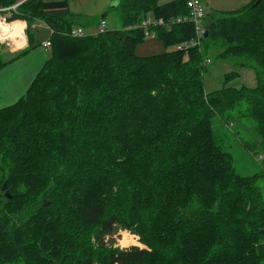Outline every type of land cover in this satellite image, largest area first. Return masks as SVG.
<instances>
[{
	"label": "trees",
	"instance_id": "trees-1",
	"mask_svg": "<svg viewBox=\"0 0 264 264\" xmlns=\"http://www.w3.org/2000/svg\"><path fill=\"white\" fill-rule=\"evenodd\" d=\"M255 3L210 13L209 37L187 60L179 50L136 55L147 40L139 26L187 16V0H113L120 29L80 38L64 35L82 28L67 0H29L11 14L8 23L41 21L55 34L26 95L0 110V264H264L261 176L238 174L214 129L245 103L264 147V0ZM152 32L167 48L196 36L192 24ZM29 38L11 61L0 45V72L33 49ZM213 45L253 69L258 88L207 95ZM135 177L140 192L127 196ZM121 230L145 248L115 249Z\"/></svg>",
	"mask_w": 264,
	"mask_h": 264
},
{
	"label": "rangeland",
	"instance_id": "rangeland-1",
	"mask_svg": "<svg viewBox=\"0 0 264 264\" xmlns=\"http://www.w3.org/2000/svg\"><path fill=\"white\" fill-rule=\"evenodd\" d=\"M53 1L59 2L65 0ZM67 1L69 3L71 14L76 16V18H73V20L85 30L86 35L98 34L99 26L103 21L102 16L104 15H107L106 22L108 31L111 32L120 29L121 24L119 22L117 14L111 9V7L113 6V0ZM172 1L173 0H160V4L165 5L171 3ZM202 1L203 8L206 12V22V18L210 13L223 15L227 13L237 12L249 7L257 0ZM6 15L8 14H5V16ZM7 18H10V15H8ZM68 20L70 21L71 18ZM14 22L16 21H13L9 24L14 25ZM89 22H92L90 26L88 25ZM15 28H12V31ZM32 34L38 35V41L41 42V40L45 38L44 34H46V32L33 28ZM176 50H178V46L167 48L165 47V44L160 41L159 38H157V36H152L143 44L137 47L136 55L140 58L147 59L150 57L160 56L168 52H174ZM222 54L223 51L217 49V47L213 45L209 48L208 56L204 55V60H206L207 57L212 61L211 65L207 67L204 76V90L207 95L222 91L224 88L235 90H242L243 88H258L257 76L253 69H250L248 67H240L234 61L225 60L221 57ZM50 55L51 53L48 54L49 58ZM187 59L188 56L186 55L185 60ZM227 78H230V80L227 81ZM236 109L238 112H236L234 116L238 117L234 120L230 119L228 121H225L221 120L219 117L214 120L216 141L225 152L231 154L233 158V165L238 174L244 177H252L255 175L261 176L260 189L264 196V147L262 144V139L258 136L257 133V123L253 119L248 118L247 115H249L250 113L248 112V107L245 103H238L236 105ZM140 171L142 170L140 169ZM135 179L136 180L132 183V186L129 187L130 189H128L126 193L127 196H129L130 193L133 194L137 191L140 192L139 187L143 184V182L139 177H135ZM124 206H126V208L130 207V202H124L123 204L120 203L118 205V208ZM125 238L129 240L128 246L122 244V241ZM131 247L145 248L141 243L140 236L136 232L121 230L120 238H118V243L115 246V249L118 248L120 250H125Z\"/></svg>",
	"mask_w": 264,
	"mask_h": 264
},
{
	"label": "crops",
	"instance_id": "crops-1",
	"mask_svg": "<svg viewBox=\"0 0 264 264\" xmlns=\"http://www.w3.org/2000/svg\"><path fill=\"white\" fill-rule=\"evenodd\" d=\"M174 1L176 0H173L172 2ZM8 15H6V17ZM14 24H17L18 29L15 28L14 31L10 30L11 32L8 37L4 38L7 41H4L3 39L2 42H0L4 60H14L18 55L28 50L31 46L30 36L34 47H31L33 49H31L26 56L13 61V63L0 72V110L1 108L4 109L15 105L26 95L31 85L44 68L46 62L49 60L48 54L51 53V50L46 51L42 47L43 43L51 39L49 27L44 22L37 21L32 27V29H39L46 32V34H44L45 38L41 40V42L38 41V35L32 34V29H29L26 22L16 21ZM18 30L21 33V38L15 33V31Z\"/></svg>",
	"mask_w": 264,
	"mask_h": 264
},
{
	"label": "built area",
	"instance_id": "built-area-1",
	"mask_svg": "<svg viewBox=\"0 0 264 264\" xmlns=\"http://www.w3.org/2000/svg\"><path fill=\"white\" fill-rule=\"evenodd\" d=\"M27 1L29 0H22L10 8L0 9V42H2V40L7 37V36L4 37V33H3L4 31L2 30L1 27V25L9 24L7 21L8 18L5 16V14H10L11 16L13 12L16 13L17 9ZM202 2H203L202 0H187V6L189 9V14L187 16L174 18L168 22H165L164 20H155L154 18H148L141 24V26H139V28L145 31V37L146 39H149L150 37L155 36V33L152 32V29L163 27L168 31H171L172 28L176 26L192 24L195 29V34H196L195 39L192 40L191 42L180 45L178 50L181 52L182 51L187 52V56H188V52L191 51L192 49L197 48L201 51L202 50L201 44L205 38V34L207 31V27L205 24L206 12L203 8ZM49 30L51 32V37H52L55 34V31L50 28ZM107 31H108L107 22L103 20L101 25L99 26L98 34H103ZM64 35L69 36L71 38H80L86 36V33L82 28H75L69 33H64ZM42 47L46 51L51 50L52 49L51 39L43 43ZM211 63H212L211 59L206 58V60L203 62V66L207 68L209 65H211Z\"/></svg>",
	"mask_w": 264,
	"mask_h": 264
},
{
	"label": "bare ground",
	"instance_id": "bare-ground-1",
	"mask_svg": "<svg viewBox=\"0 0 264 264\" xmlns=\"http://www.w3.org/2000/svg\"><path fill=\"white\" fill-rule=\"evenodd\" d=\"M1 27H2V30L4 31V32H3V33H4V37H5V36L8 37L7 34H9V32H10V30H12V28H15V27H16V29H18L17 24H14V25H11V24L1 25ZM19 30H20V29H19ZM19 30H18V31H15V33H17L18 37L21 38L22 36H21V33L19 32ZM13 31H14V30H13ZM22 32H23V31H22ZM14 37H15V36H14ZM5 41H7V40H5ZM16 42H18V41H16ZM18 43H19V42H18ZM128 241H129V240H128L127 238H125V239L122 241V244L128 246Z\"/></svg>",
	"mask_w": 264,
	"mask_h": 264
},
{
	"label": "water",
	"instance_id": "water-1",
	"mask_svg": "<svg viewBox=\"0 0 264 264\" xmlns=\"http://www.w3.org/2000/svg\"><path fill=\"white\" fill-rule=\"evenodd\" d=\"M262 1L263 0H257L254 6H258ZM105 19H106V15L102 16V20H105ZM209 33H210V30L208 28L207 31H206V34H205V38L206 39L209 37ZM2 191L5 194L6 198L11 201L12 200V195L10 194V191H9L7 183L4 184V187H3Z\"/></svg>",
	"mask_w": 264,
	"mask_h": 264
},
{
	"label": "clouds",
	"instance_id": "clouds-1",
	"mask_svg": "<svg viewBox=\"0 0 264 264\" xmlns=\"http://www.w3.org/2000/svg\"><path fill=\"white\" fill-rule=\"evenodd\" d=\"M207 27V26H206ZM208 29V28H207Z\"/></svg>",
	"mask_w": 264,
	"mask_h": 264
}]
</instances>
